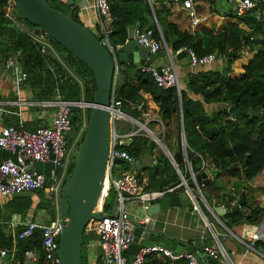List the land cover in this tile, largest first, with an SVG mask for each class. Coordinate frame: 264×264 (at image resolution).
Wrapping results in <instances>:
<instances>
[{"label": "trees", "instance_id": "obj_1", "mask_svg": "<svg viewBox=\"0 0 264 264\" xmlns=\"http://www.w3.org/2000/svg\"><path fill=\"white\" fill-rule=\"evenodd\" d=\"M47 1L64 11L70 7L65 0ZM166 1L168 0H108L114 16L113 30L109 35L111 44L125 42L129 23L138 21L140 29L152 28L156 35L158 23L171 54L178 51V55L185 56L191 49L197 56H201L216 50L223 57L221 67L187 71L178 93L174 85L160 86L150 72L142 70L147 59L123 63L119 66L115 98L121 100L124 111L134 116H139L140 109L137 105L140 103L141 108L156 111L166 128L175 125L177 147L180 146V133L183 129L187 155L195 174L202 171L201 157L209 163L206 167L208 182L201 185L202 192L204 188H208L216 194L217 202L227 199L239 205L238 209L219 215V219L228 228L243 222L259 223L264 215V206L249 202L244 193L236 197L222 190V184L217 179L224 176L249 180L264 168V19L257 18L254 13L236 15L228 9L223 13L229 15L227 21L217 26L202 25L190 32L170 19L171 11ZM208 1L211 10H216L215 0ZM6 3L7 0H0V61L4 64L13 60L26 72L21 83L31 91V99L83 98L93 101L95 79L90 67L49 36L56 53L40 51L38 42L27 31L16 28V25H8L9 21L4 15ZM73 18L83 23L76 9L73 10ZM241 23L246 24L249 30ZM95 33L98 35L96 31ZM245 47L250 48L252 54L238 67H232V62L237 58V55L232 54ZM209 104H212L211 108ZM215 104L218 105L214 106ZM90 108L86 109L87 113ZM236 110L247 114L232 117ZM19 119L15 117L8 124H18ZM70 120L68 136L74 134L82 122L80 106H73ZM41 123L42 118L23 119V125L28 128L37 127ZM80 142L81 139L76 143L67 177ZM154 144L148 137L136 134L129 144L124 145L137 159H141L144 153L147 154V161L141 159L140 168L135 169L138 176L142 177L141 172L146 176L147 188H162L178 183L180 176L170 158L161 151L155 152ZM6 155L1 153L3 157ZM182 188L180 186L179 190ZM261 189L264 193V184ZM115 195L113 185L105 177L95 209L110 213ZM203 195L211 204L208 195L204 192ZM201 206L205 210L204 205ZM39 207L50 212V218L55 216V206L43 189L32 190L30 195L0 196V245L8 246L10 232H6L7 221L13 215L17 214L23 219L30 215L28 219L34 220ZM86 239L85 237L82 246V264H87ZM189 243L190 241L186 242ZM253 244L264 254L263 239H257ZM28 247L35 249L40 255L39 229H35L28 239H16L15 264L23 263L24 250ZM197 248L203 261L218 263L217 259L204 254L198 246ZM192 250L195 251L196 246L193 245ZM36 264H39V258ZM94 264L108 263L97 255ZM142 264H172V259L150 252L145 255Z\"/></svg>", "mask_w": 264, "mask_h": 264}, {"label": "built area", "instance_id": "obj_2", "mask_svg": "<svg viewBox=\"0 0 264 264\" xmlns=\"http://www.w3.org/2000/svg\"><path fill=\"white\" fill-rule=\"evenodd\" d=\"M208 0H168L167 4H175L180 9L186 11L189 20V26L194 29L206 18L198 9V5ZM232 2V10L236 15L244 13H254L259 18L264 19V0H229ZM98 13V33L101 42L108 47L114 55L116 49L120 48L124 43L113 45L109 40V35L113 30L114 16L111 12L108 0H94L93 3ZM4 15L9 22L14 23L18 28L27 31L32 39L39 44L40 51H52L56 53L52 42L48 35L44 32H37L34 28L24 26L18 17V13L14 6L13 0H7L4 6ZM248 27V26H245ZM158 35L155 34L152 28L140 29L139 26L134 29V37L137 41L149 48L150 52L165 49L169 53L167 42L163 36L160 26H157ZM249 30V28H247ZM252 37V36H251ZM171 55V53H169ZM222 58L218 51L214 50L204 55L197 56L191 49L188 50V61L192 67H202L211 64L214 60ZM10 66L15 72V81L20 83L26 77V72L22 71L15 61L10 62ZM119 66L116 63L115 72L113 75V84L111 89L110 102L106 106L110 112L111 118V138L107 159V169L105 177L111 182L115 190V208L114 214L104 212L101 218L91 219L85 226L84 232L96 231L100 234L98 242L104 250V261L108 264H142L147 253L154 252L157 255L170 257L171 259L178 258V264H203L195 256L194 251L183 249L177 254H174L168 247L154 243L152 245H142L134 254L133 259H129L124 249L133 240V227L139 222H146L150 227L154 225L155 219L152 215L145 213L142 217L136 219L127 207V201H139L142 207L146 210L153 202L159 201L162 197L173 194L179 190L186 189L193 200V207L200 208L198 198L194 191L199 193L204 199L201 185L204 181H199L197 175L192 170L190 160L186 151L185 140L183 141V162L186 165V170L189 175L180 172V181L171 183L162 188H147L145 187L146 180L138 176L136 168H126L123 165L118 166L115 162L116 158H122L126 163L135 161L137 158L131 154L124 145H127L136 134H141L140 129L151 136L161 146V139L158 137V130L165 128L164 122L161 120L156 111L150 108H141L139 103L137 106L140 109L139 116L143 117L142 122L138 116L124 111L121 108V100L115 98V85L119 76ZM142 70L150 72L158 85L167 87L174 85L180 92L181 82L178 78L177 64L170 56V62L155 66L153 64H143ZM32 102L38 103L43 107H51L50 121L44 117L41 125L28 128L23 125V119H19L18 124H6L0 126V195H10L14 191L43 189L55 206V216L50 218L49 222H41L32 219H23L16 217L7 221V228L19 229L13 237L15 239H28L34 233L35 229L40 230V255L33 248L24 250V258L22 264H36L39 258V264H59L58 247L59 234L64 226L61 221L58 209V199L60 196L61 186L67 177V171L70 165L71 158L75 151L76 143L82 139L83 133L87 126L88 114L86 109L92 106V101L85 99L68 100L56 98L53 100H40ZM78 105L82 108V122L71 136L70 115L73 106ZM127 122H130V127H127ZM153 122L156 129H151L149 123ZM138 125L137 128L135 126ZM158 139L160 141H158ZM166 150L165 154L170 158L172 164L176 165L172 157V151L163 145ZM17 150V161L11 158V154ZM4 152L7 155L1 156ZM53 153V167L50 170V175L47 176L43 171H27L24 166L31 161H45L50 158ZM200 157L201 155L198 154ZM125 164V163H122ZM128 165V164H126ZM129 166V165H128ZM179 166V165H178ZM209 166L208 160L201 157L200 168L206 171ZM176 171L179 167L175 166ZM186 171V172H187ZM105 179V178H104ZM193 184H191V182ZM104 183V182H103ZM189 184V185H188ZM205 200V199H204ZM264 206V201H263ZM217 216V215H216ZM218 217V216H217ZM220 221V219H218ZM1 222V221H0ZM13 239V238H12ZM257 239L264 240V232L255 230L251 233L249 239H241V241L251 249H254L253 242ZM93 240H88L85 243L86 254L93 249ZM12 250L11 246L0 245V260L4 255ZM201 250L204 254L214 257L218 260L217 264H240L239 261L232 263L229 261L227 250L222 244L212 246L203 244ZM201 253V252H200Z\"/></svg>", "mask_w": 264, "mask_h": 264}, {"label": "water", "instance_id": "obj_3", "mask_svg": "<svg viewBox=\"0 0 264 264\" xmlns=\"http://www.w3.org/2000/svg\"><path fill=\"white\" fill-rule=\"evenodd\" d=\"M20 22L28 27L46 33L56 42L70 51L76 57L84 61L91 69L95 79V90L92 106L88 114V122L83 133L81 142L73 158L71 172L61 186L58 199V211L61 221L64 223L59 234L58 257L59 264H82V246L86 240H93V249L104 260V250L98 242L100 234L96 231L84 232L86 224L93 218H101L104 212L95 209L101 194L106 169L111 138V118L106 107L110 102L113 75L116 63L138 62L140 58H147L150 54L148 47L140 44L134 37V29L139 22L127 25V41L113 55L106 45L99 39L98 35L87 25L73 18L75 0H65L70 5L66 11L52 6L47 0H13ZM118 20V19H116ZM120 20V19H119ZM30 23V24H29ZM9 26H15L9 22ZM159 26V24L157 23ZM18 28L17 26H15ZM234 53L232 54V56ZM144 64H151L147 59ZM259 109V107H257ZM247 114L241 110L232 113V117ZM184 133L181 129L180 146L172 152V157L178 167L183 162ZM165 150V148H163ZM167 151V150H166ZM53 153L45 161L35 160L24 166L27 171H43L47 176L53 167ZM11 158L17 161V150L11 154ZM116 163L128 164L131 168H140L141 160L126 163L122 158H116ZM199 181L208 182L206 171L197 174ZM189 185V184H188ZM31 190L14 191L12 196L30 195ZM187 190L181 189L177 193L162 197L147 207L145 213L156 215L160 209L169 206L183 205L193 209V200L189 199ZM116 198L114 199L112 211L114 214ZM212 207V206H211ZM239 205H231L227 199L222 204L212 207L219 215L238 209ZM223 223V222H222ZM224 224V223H223ZM22 228L15 229L8 234V246H11L13 235ZM133 240L124 249L129 259L144 245L154 243L168 247L174 254L186 249L192 250L190 244L184 245L177 238H170L163 232L150 229L146 222L137 223L132 230ZM195 256L203 264V258L199 251H194ZM172 264H178V258L172 259Z\"/></svg>", "mask_w": 264, "mask_h": 264}, {"label": "crops", "instance_id": "obj_4", "mask_svg": "<svg viewBox=\"0 0 264 264\" xmlns=\"http://www.w3.org/2000/svg\"><path fill=\"white\" fill-rule=\"evenodd\" d=\"M75 1L76 5L74 9H76L78 12L81 21L94 32L97 31L99 29V18L98 13L93 5L94 0ZM166 5L169 6L171 11L169 16L170 19L175 21L181 28H184L190 32L197 30L202 25L217 26L221 24L219 22H225L229 19L228 16H221L222 14L219 15L216 10H211L212 8H210L209 1H205L202 5H198V9L204 16H206V18L197 27L192 29L189 26V20L185 10L180 9L179 6L172 3H166ZM222 17L223 19L219 21L218 18ZM241 24L245 29L248 28L245 27L247 26L246 24ZM177 53L178 51L174 52L177 58L178 71L179 73L181 72L183 74L184 79L187 71L197 70L198 67H192L189 64L188 54L185 56H180ZM142 59H150L151 64L155 66L161 65L160 63H153L154 60L151 58L150 54L147 58H140V60ZM11 61L12 60H8L7 63L5 62L4 64L0 61V126L8 124V122L15 117L25 120H36L37 118L44 117L49 122L52 108L46 106L43 107L38 103L32 102L33 100L31 99V91L27 87L22 86L21 82L18 83L15 81V72L10 66ZM220 62L222 65L223 60ZM209 66H202V68H218L216 67V63H214L212 66L209 64ZM216 105L218 104H215L214 106ZM211 106L212 104H209V108H211ZM145 161H147V159ZM141 174V178L146 180V176L142 172ZM230 179L232 183L229 186V190H227V192L234 194L236 197L244 193L249 202L259 203L260 206L263 205L264 193L254 196L257 193V190L254 188L256 185L250 186L249 181L241 177H231ZM194 192L200 204L199 209H189L183 205L169 206L166 209H160L156 215H152V217L155 219V222L152 227L149 225L150 229L157 232H163L170 238H177L180 242H184V245H187L186 242L190 241L189 244L191 246H196L195 251H198L197 246L201 248L203 244L217 246V244L220 243L227 250L229 261L232 263L239 261L240 264H264V254L256 247H254V249L248 248L241 241V239H249L251 233L255 230L264 232V215L259 223L254 224L243 222L236 224L233 228H228L222 223L221 220H218L219 217H217L215 212L212 210L214 205L223 203L217 202L216 194L212 192L208 195V199L211 204H209V202L206 200L209 204L207 205L204 203V200L199 197L198 192ZM189 199H192L190 195ZM201 205H204L205 210H203ZM231 205H235V203H231ZM16 217L20 216L17 214L13 215L12 219ZM28 218H30V215L25 219ZM49 218L50 212H48V219ZM34 219L42 221L39 217H36V213ZM13 230L14 228H7L6 232L8 233ZM11 244L12 250L2 257L0 264L16 263V259L14 257L16 250V239L14 237ZM87 253L89 254H86L87 264H94L98 254L95 253L94 249H91ZM159 255L163 256L162 254ZM204 263L210 264L209 260H204Z\"/></svg>", "mask_w": 264, "mask_h": 264}, {"label": "rangeland", "instance_id": "obj_5", "mask_svg": "<svg viewBox=\"0 0 264 264\" xmlns=\"http://www.w3.org/2000/svg\"><path fill=\"white\" fill-rule=\"evenodd\" d=\"M216 7V12L221 16H228L229 15H224V11L230 9L231 11H233L232 9V2H230L229 0H215V6ZM214 10V9H213ZM219 21L223 19L222 18H218ZM223 21L219 22L222 23ZM169 49V47H168ZM158 52V53H157ZM157 52H151L150 56L151 58L154 60L153 63H160L165 64L170 62V56L172 57V60L175 62V64H177V58L175 56L174 53H172L171 55H169V53H171V51L169 50V53L163 48ZM252 54V50L247 48H244L240 51H236L234 52L233 56L237 55V58L232 62V67H238L241 63V61L245 62ZM248 57V58H247ZM247 58V59H246ZM221 60H223V57L221 59V57L219 59L214 60L210 65L212 66L214 63H216V67L220 68L221 67ZM209 66V65H207ZM210 67V66H209ZM202 68V67H200ZM199 67L197 69H200ZM178 78L180 80V82H183V74L178 71ZM153 111V109H151ZM139 119L144 122L143 117L138 116ZM127 127H130V122H127ZM149 126L151 127V129H156L154 126V123L151 122L149 123ZM165 128H160L158 130V137L161 139V143L163 145H165L167 148H169L172 152H174L175 149H177V137L175 136V125L173 126H169L168 128H166V125L164 124ZM138 125L135 126V128H137ZM140 132L142 135L148 137L149 139L153 140L151 138V136H149L148 134H146L143 130L140 129ZM154 141V151L158 152L161 151L163 153L165 148L163 145L161 146L160 144H158L155 140ZM169 147H168V145ZM166 150V148H165ZM184 156V155H183ZM147 154L144 153L141 156V159L143 161L146 160ZM179 171H178V175L181 173L186 174L187 176L189 175L188 171L186 170V165L184 162H182L181 164H179ZM118 166H121V163H118ZM126 168H131L128 165L125 166ZM133 169V168H131ZM187 171V172H186ZM220 182V184H222V190H229V186L231 185L232 181L230 178L221 176L217 179V182ZM250 186L256 185L254 188L257 190V193L254 196H257L258 194H262V189H261V185L264 184V168L262 169V171H260L257 175H255L254 177H252L251 179L248 180ZM259 183V184H258ZM261 183V184H260ZM204 193H206L207 195H209L210 193H212L208 188H204L203 190ZM199 194V193H198ZM248 195V194H247ZM3 197V195H0ZM201 197V196H200ZM202 198V197H201ZM203 199V198H202ZM204 200V199H203ZM204 203H206L207 205L208 202L206 201V199L204 200ZM127 207L129 212L134 215L136 217V219H138L139 217H142L145 214V209L142 207V204L139 201H127ZM36 217H39L42 221L41 222H49L50 218L48 219V211L45 208H41L39 207L36 211Z\"/></svg>", "mask_w": 264, "mask_h": 264}, {"label": "bare ground", "instance_id": "obj_6", "mask_svg": "<svg viewBox=\"0 0 264 264\" xmlns=\"http://www.w3.org/2000/svg\"><path fill=\"white\" fill-rule=\"evenodd\" d=\"M158 141H160V140L158 139Z\"/></svg>", "mask_w": 264, "mask_h": 264}]
</instances>
